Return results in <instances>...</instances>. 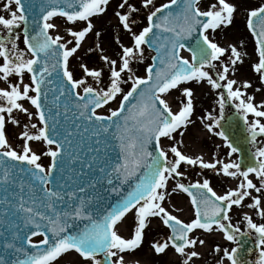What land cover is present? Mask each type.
Here are the masks:
<instances>
[{"label": "snow or ice", "instance_id": "1", "mask_svg": "<svg viewBox=\"0 0 264 264\" xmlns=\"http://www.w3.org/2000/svg\"><path fill=\"white\" fill-rule=\"evenodd\" d=\"M242 7L258 86L236 78L252 56L242 50L245 41L217 40ZM109 10L119 30L114 56L101 47L96 23ZM142 11L143 26L136 18ZM90 34L100 65L78 59ZM148 50L155 55L145 64ZM193 83L215 92L217 107L199 119L224 141L223 157L183 150L196 112ZM174 90L181 97L176 110ZM257 93H264V0L252 7L240 0H0V264H60L72 253L86 264H141L126 258L144 246L154 220L170 230L150 242L156 257L172 251L177 264H198L206 254L214 264H264V99ZM228 105L243 123L240 139L231 138ZM9 124L21 129L19 147ZM184 165L237 186L221 194L209 178L186 184ZM181 191L194 208L188 221L166 203ZM244 208L251 212L234 223L232 213ZM129 215L134 227L126 237ZM214 233L233 246L210 247ZM253 235L255 261L244 248Z\"/></svg>", "mask_w": 264, "mask_h": 264}, {"label": "rangeland", "instance_id": "2", "mask_svg": "<svg viewBox=\"0 0 264 264\" xmlns=\"http://www.w3.org/2000/svg\"><path fill=\"white\" fill-rule=\"evenodd\" d=\"M156 6H159L163 3H166L167 0H154ZM240 2L245 7H252L256 6L261 2V0H240ZM115 5H113L114 7ZM109 15V17H106ZM106 16L96 21L97 27L99 29H102L103 35L101 36L99 43L101 44V47L105 48L107 50V54L109 55H115L116 52L119 51V48L117 44L115 43L114 36L118 33L117 24L118 21L113 15V12L109 10ZM146 11H142L137 15V20L141 24V26L146 25ZM246 18L247 13L245 11V8L242 7L240 11L236 15L235 23L233 26L225 29L224 31L218 30L217 40H219L222 44H224L225 40H228V43L230 42H238L240 40L245 41L244 47L242 50H246L250 54H252L251 59H245V63L243 65H239L240 71L237 73L236 78L239 80L243 79H252L254 83L258 86V80L256 75L253 73L251 69V63L253 60H255V53H254V47H255V41L247 29L246 26ZM57 23H63L61 19H57ZM61 34H65L63 31ZM70 38V37H69ZM104 38H106L107 43H104ZM229 38V39H228ZM125 42L128 41V37L124 36ZM98 43L97 39L94 35L90 34L88 38H86L85 42L82 45V48L78 52V59L82 62L88 63L89 66H95L102 64V61L100 60V52L98 50L95 51H89V49H96V44ZM108 45V46H107ZM225 45V44H224ZM21 47H24L23 44H21ZM153 55L152 51L148 50L146 52L147 59L145 60V64L151 62V56ZM184 55H189L187 52L184 53ZM75 63V60L73 61ZM138 68V74L144 75L143 66L137 65ZM195 89V96H196V112L193 116L194 124L189 125V128L187 132L185 133L183 140H184V146L183 150L189 154L192 155H200L199 152H196L195 149L199 146L202 147V152L206 160H211L214 158V156L219 152V155L223 157L228 149L224 146V141L212 133H209L208 130L204 127L203 123L200 121L199 117L204 115L205 109L211 110L212 108H216L217 105L215 103L217 97L215 95V92L213 90H210L209 86L206 84L196 85L193 83L191 85ZM130 87L129 85H126L125 88ZM204 87L206 91V95L201 93V88ZM251 91V90H249ZM257 101L264 99V93H257L256 94ZM180 94L176 92L175 90L172 93V96L169 98L170 103L172 104V107L174 110L178 107V101L180 99ZM115 107V103L113 104ZM233 109L235 111L234 106L228 105L226 108V113L228 115L229 110ZM251 118V117H250ZM8 133L10 136V139L14 146L19 147L23 143L22 140L18 138V134L21 131L18 127H13L11 124L8 126ZM196 129H199L200 132V138L203 137V140H201V145L196 144L195 139L192 138V134L195 132ZM177 139H181V137L177 134ZM164 145L167 146L172 143V141L164 140ZM216 145H220V149L218 150L216 148ZM48 162V158H44V163ZM184 170L187 171V177L183 179L184 183H192L195 182V180L203 178H209L212 182V185L214 189L218 193H223L226 191L229 187L235 188L237 186V181L235 179H231L225 176H218L212 172L210 169H202L199 166L191 167L184 165ZM180 179V178H177ZM175 181H170L169 183V191H171V187L174 185ZM168 203L170 210L174 211V214L178 215L179 217L185 219L186 221L194 218V208L191 204V198L186 194L181 192L178 193H172L170 198L166 201ZM172 206H175L174 209ZM235 208V206H234ZM242 211H249L250 209L244 208V209H236L232 215H238L240 214L239 218L242 219ZM234 223L236 221H233ZM153 223H155V227L148 230V236H147V250L149 252V255H151L149 258H147L145 261L151 260L154 261L155 264H177L178 257L175 256V254L172 251H169V254L166 257H156L151 253L150 250V242L154 239H159L161 237H165L170 233V230L167 229L162 223H160L159 220H154ZM134 227L133 223V217L129 215L124 222V226L121 228V234L127 236H130L131 231ZM216 242L219 243L221 246H226V240H224L221 233H214L211 237H209V246H212V243ZM206 253L208 252L207 249H205ZM139 251H137L134 255V257H127L130 262L139 259L143 260L139 256ZM77 257V259H76ZM167 257L171 258V262H167ZM208 257H210V260L213 259L211 254H206L204 261H207L208 263ZM80 258L75 254L72 253L70 256H66L62 262V264H71L72 261H76L77 264H81ZM144 261V264H145ZM204 261L202 264H204ZM198 262V264H200ZM142 264V262H141Z\"/></svg>", "mask_w": 264, "mask_h": 264}, {"label": "bare ground", "instance_id": "3", "mask_svg": "<svg viewBox=\"0 0 264 264\" xmlns=\"http://www.w3.org/2000/svg\"><path fill=\"white\" fill-rule=\"evenodd\" d=\"M106 17H109V15H107ZM104 43H107L106 38H104ZM224 44L227 45L228 44V40H225ZM201 93L206 95V91H205L204 87L201 88ZM200 136L201 135H200L199 129H196L195 132L192 134V138L195 139V142H197L196 144H200L201 145V140H203V137L200 138ZM195 151L199 152L200 154H203L201 146L197 147L195 149ZM155 226H156L155 223H152V225L150 226V229H152ZM138 251H139V254H140L139 256L143 259V260H140L142 263H144V261L151 256V255H149V252L147 250V242H145L144 246ZM167 262H171V258L170 257H167ZM200 264H202V262H200Z\"/></svg>", "mask_w": 264, "mask_h": 264}, {"label": "flooded vegetation", "instance_id": "4", "mask_svg": "<svg viewBox=\"0 0 264 264\" xmlns=\"http://www.w3.org/2000/svg\"><path fill=\"white\" fill-rule=\"evenodd\" d=\"M240 214L238 215H233V221H237L240 220L239 218ZM258 219V218H257ZM244 227V225H242V228ZM249 241V244L244 246L245 249L251 248L252 252L250 254H248V259L255 261L258 259V254H259V250L255 247V235H253L252 237H249V239H247ZM226 246H233L230 245L228 241H226ZM79 257V256H78ZM80 258V257H79ZM77 259V257H76ZM81 262V264H86L85 261H83L82 258L79 259ZM63 261V260H62ZM208 263L209 264H214L213 259L210 260V257H208ZM60 264H62V262H60Z\"/></svg>", "mask_w": 264, "mask_h": 264}, {"label": "water", "instance_id": "5", "mask_svg": "<svg viewBox=\"0 0 264 264\" xmlns=\"http://www.w3.org/2000/svg\"><path fill=\"white\" fill-rule=\"evenodd\" d=\"M229 117H232V123H233V126L230 129L231 138L240 139V133L243 131V123H242V121L238 122V117H235L233 115H231ZM244 146H245L246 149H250L248 144L245 143ZM150 150H151V146H150Z\"/></svg>", "mask_w": 264, "mask_h": 264}]
</instances>
